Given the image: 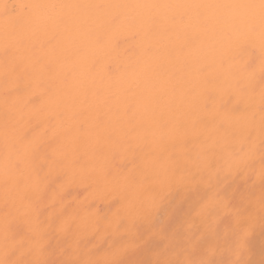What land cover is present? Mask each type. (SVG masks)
I'll use <instances>...</instances> for the list:
<instances>
[{
  "label": "bare ground",
  "instance_id": "1",
  "mask_svg": "<svg viewBox=\"0 0 264 264\" xmlns=\"http://www.w3.org/2000/svg\"><path fill=\"white\" fill-rule=\"evenodd\" d=\"M0 264H264V0H0Z\"/></svg>",
  "mask_w": 264,
  "mask_h": 264
}]
</instances>
